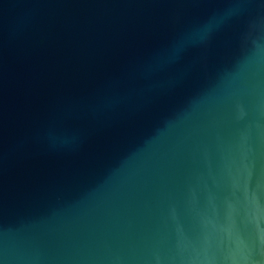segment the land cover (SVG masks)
I'll use <instances>...</instances> for the list:
<instances>
[{"label":"water","instance_id":"water-1","mask_svg":"<svg viewBox=\"0 0 264 264\" xmlns=\"http://www.w3.org/2000/svg\"><path fill=\"white\" fill-rule=\"evenodd\" d=\"M0 264H264V0H0Z\"/></svg>","mask_w":264,"mask_h":264},{"label":"clouds","instance_id":"clouds-1","mask_svg":"<svg viewBox=\"0 0 264 264\" xmlns=\"http://www.w3.org/2000/svg\"><path fill=\"white\" fill-rule=\"evenodd\" d=\"M206 38H207V34H206V32L203 33V34H201V39H206Z\"/></svg>","mask_w":264,"mask_h":264}]
</instances>
